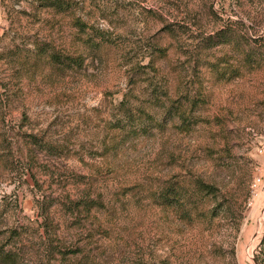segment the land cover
<instances>
[{"label":"rangeland","instance_id":"374dc122","mask_svg":"<svg viewBox=\"0 0 264 264\" xmlns=\"http://www.w3.org/2000/svg\"><path fill=\"white\" fill-rule=\"evenodd\" d=\"M57 1L0 0V251L258 264L264 0Z\"/></svg>","mask_w":264,"mask_h":264},{"label":"trees","instance_id":"16d2710c","mask_svg":"<svg viewBox=\"0 0 264 264\" xmlns=\"http://www.w3.org/2000/svg\"><path fill=\"white\" fill-rule=\"evenodd\" d=\"M60 2L57 0H53L50 4L51 6H59ZM80 27H84L85 25L82 23L79 25ZM56 59V56H53ZM193 191L180 192V189L175 186L170 187L165 192L162 193L163 204L168 208H181L182 216L189 215L191 212V208L188 210L187 205L190 203V199L194 197V195H202L203 197L216 196V189L206 183L205 181L198 179L194 183ZM176 205V206H175ZM255 261L258 264H264V237L261 242L260 251L255 256ZM14 257L8 253L0 251V264H14Z\"/></svg>","mask_w":264,"mask_h":264}]
</instances>
